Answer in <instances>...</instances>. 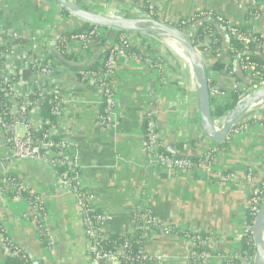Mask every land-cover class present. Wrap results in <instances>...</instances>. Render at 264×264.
Returning a JSON list of instances; mask_svg holds the SVG:
<instances>
[{
	"label": "crops",
	"instance_id": "0c3cea01",
	"mask_svg": "<svg viewBox=\"0 0 264 264\" xmlns=\"http://www.w3.org/2000/svg\"><path fill=\"white\" fill-rule=\"evenodd\" d=\"M123 1L98 3L110 7ZM252 1L153 0L159 19L164 21L212 11L236 26L248 23ZM261 5V14L250 23V29L264 38V0ZM63 15L53 0H0V33L27 40L26 45H17L7 55L3 73L14 81L22 99H27L36 85L57 89L63 96L59 131L71 140L72 153L78 157L80 186L109 219L105 232L132 234L134 213L149 208L165 225L218 236L221 243L215 248L221 254L235 252L249 214L252 186L247 180L248 170H253L256 182L264 177V126H251L249 132L233 137L226 150H219L214 171L234 175L231 182L220 183L204 170L188 172L150 164L144 122L153 109L166 150L174 143L179 154L194 157L210 145L200 129L197 81L189 63L181 64V70L169 69L170 59L163 56V66L151 70L138 57L121 59L113 78L118 113L108 129L100 121L101 96L94 82L81 81L74 69L62 64H57L50 75L33 69L35 55L50 56L52 42L78 26L72 18L59 20ZM32 46L37 48L35 53ZM17 131L24 135L26 128L19 125ZM59 173L50 164L12 157L0 125V226L5 233L0 235V264L7 260L4 237L22 249L32 264H90L82 211L74 195L60 184ZM12 179L45 200L46 226L54 242L51 253L31 219L27 198L12 195L2 184ZM190 247V241L182 236L160 229L146 233V252L165 257V264H192ZM212 264L223 263L214 258Z\"/></svg>",
	"mask_w": 264,
	"mask_h": 264
},
{
	"label": "built area",
	"instance_id": "2783aa9c",
	"mask_svg": "<svg viewBox=\"0 0 264 264\" xmlns=\"http://www.w3.org/2000/svg\"><path fill=\"white\" fill-rule=\"evenodd\" d=\"M71 1L74 3L78 2V0ZM79 1L86 2V6H88L91 11L98 12L96 9H93V6L96 5L102 10L98 13L113 17H126V15H130V17H153L159 19L153 0H124L123 2L117 3L118 5L116 6L113 3L110 7L99 6L98 0ZM261 6V0H253L250 5V10H260ZM258 17L259 16L250 17L247 20L248 23L244 26L232 25L225 18L224 19L228 23L230 35L247 48L257 39L256 35L258 34L250 29V23H254ZM62 18L68 19L72 17L63 15L59 20H62ZM190 19L192 18L181 19V21L178 20L171 23L184 31L204 56L209 73L210 95L213 106L229 104L232 101L231 97L234 92L239 93V103L249 93L264 88V78L257 73L254 74V66L252 65H246L245 63L241 64V69L244 72L243 82H240L237 77L234 76L233 72L214 71L213 66L217 61H230L228 54L225 50H215L214 43L217 41L215 34H206L204 37L199 38L197 36L198 24L190 23ZM222 19L223 17L218 18V21H222ZM77 22L79 24L76 29L82 24V22L78 20ZM176 22L178 23L176 24ZM243 27H248L245 32L240 31ZM94 35L96 37L103 36L108 38L109 45L114 48L113 55L107 62V66L110 67L109 73L104 74L102 72L99 75L90 73L85 76L87 82H94L98 86L101 96V105L104 106V108L102 107L103 111L100 121L104 127L109 129L114 124L118 113L117 92L113 85V78L120 59L131 57L129 56L130 47H137L140 50L146 51L149 49L150 55L146 57L145 60L139 59L146 67L152 70L156 68L154 63L160 64L159 60L163 57L159 55L157 50L158 47L168 43L176 45V43L171 40L150 38L139 34L118 32L109 34L102 32L100 28L96 27L91 34L85 32L81 35H72L70 40L65 41L67 52L77 55L80 61L88 60L94 51L95 41L92 39ZM117 37H119L121 44L116 43ZM19 38L18 35H5L0 33V78H3V83L0 84V92L3 94V102L0 103V110L5 108L7 111L4 117L0 114V125L10 147L12 157L50 164L60 171V184L70 194L74 195L77 206L82 211L83 230L86 238L87 251L90 257V264H136V262H139L138 264H165V257H156L146 252L144 248L146 233L151 229H160L168 234H177H175L172 226L163 224L149 208L136 210L132 219L134 232L130 235H124L133 237L136 235L139 236L140 247L138 250V257H133L131 254L132 243L128 239L121 245H115L111 248L108 247V243L111 242V235L105 232L104 227L109 219L106 214L96 208L92 197L80 186V166L78 157L72 153L73 144L71 140L63 136L59 131L58 126L65 103L63 96L57 89H45L40 85H36L35 89L41 91V97L39 99H32L31 93L27 99H22L15 90L14 81L6 77L3 73L7 55L19 45L15 44L16 39ZM32 49L34 53L37 50L36 46H32ZM152 51L154 52V56L151 55ZM48 57L49 56L44 53L40 58L36 56L32 62V66L39 68V70L36 71L41 73V75L51 74L52 69H49V65L52 64V61L49 60L48 65H43V62L47 60ZM152 57H156V60H153ZM162 66L163 65H161V67ZM192 75L194 77L193 72ZM106 77L110 78V83L104 82ZM227 81H229L230 85L226 86ZM46 96L53 97L49 100V103L56 104L55 115L57 116V125H53L40 139L37 132L40 133L45 124L42 117L41 102L46 101ZM145 118L147 119V131L144 135L145 149L150 164L188 172L204 170L220 183H227L234 180L235 177L232 174L214 171L216 156L220 150L219 146L209 142L210 145L206 152L200 155L201 163L199 165H194L188 161V159L184 158L185 156L178 157L170 154L168 155L164 152V144L157 130L158 114L154 109L148 111ZM255 118L257 117L251 116L236 126L231 131L227 142H230L234 136L241 134V130L239 129L240 126L248 121L251 123ZM224 120L225 119H223V121ZM216 121L219 122L218 120ZM258 124L259 123H253L251 125ZM19 125L26 128V133L24 135L18 133L17 128ZM251 125H248L246 129L247 132L250 131ZM55 136H59L61 139L56 141L54 139ZM247 180L252 186L248 200V210L251 215H255L256 217V214L264 202V177L259 182H256L253 170L249 169ZM2 184L6 185L9 192L15 194L14 196H23L24 193L29 196L26 198L31 208V219L38 228L40 239L44 241L51 253L53 251L54 242L50 238V233L46 226L45 217L47 207L45 200L18 182L3 180ZM189 232L192 235L182 237L188 239L191 243L189 254L191 263L193 261L194 264H212V259L215 258V261L219 260L220 263L223 264H253L252 259L241 255V241L250 233L252 234V226L250 227L246 224L238 239V244H236L235 252L227 254H221V252L217 250L221 243V239L218 236L211 233ZM1 234L2 233H0V235ZM3 240L7 258L14 257L20 260H25L27 258L24 255V251L14 245L9 238L4 237ZM196 246L202 247L204 252H197L195 250Z\"/></svg>",
	"mask_w": 264,
	"mask_h": 264
},
{
	"label": "trees",
	"instance_id": "16d2710c",
	"mask_svg": "<svg viewBox=\"0 0 264 264\" xmlns=\"http://www.w3.org/2000/svg\"><path fill=\"white\" fill-rule=\"evenodd\" d=\"M78 5H80L81 1L78 0ZM147 4V3H146ZM81 7L84 9H88L89 7L81 4ZM64 15H67L64 11H62ZM260 10H249L248 12V19L250 17H257L260 16ZM69 16V15H67ZM126 17H130V15H126ZM189 20L190 23L198 24V31L197 36L199 38L204 37L206 34H215L217 41L214 43L215 50H225L228 54V58L230 59L229 62H225L223 60L217 61L214 66L213 70L216 72H233L234 76L240 82L244 81V72L241 69V64L245 63L246 65L254 66V74H259L264 78V38L261 35H256V40L251 43L247 48L244 47L237 39L230 35L228 29V23L223 18L222 21H218V18H222L218 14L212 11H201L195 13ZM181 21V20H179ZM178 22H176L177 24ZM248 27H243L240 31L245 32ZM96 27L88 25V24H81L80 27L77 29L61 33L59 37L56 38L51 44L52 46L49 47L50 56L47 60L43 62V65H48L49 60H53L54 63L50 64L49 69H54L57 64L65 65L66 67L74 69L78 77L81 81L87 83V79L85 76L87 74H97L100 73L107 74L110 71V67L107 66V62L109 58L113 55L114 48L111 47L108 43V38L106 37H96L95 35L92 36V39L95 41L94 51L92 56L86 61H80V59L75 54H71L67 52V45L65 41L70 40L72 35H81L85 32L91 34ZM105 33L111 34L113 31L104 29ZM25 38L16 39L15 44L19 45H26ZM116 43L121 44L119 37L116 38ZM150 55V50H140L137 47H130L129 48V56H135L142 60H145L146 57ZM36 57V55H35ZM160 64L154 63V66L158 67L162 65L161 59L159 60ZM34 70H39L36 66L33 67ZM104 82L110 83L111 80L109 77H106ZM3 83V78H0V84ZM41 97V91L35 89L32 94V99H39ZM53 97L46 96V101L41 102V110H42V117L45 121L43 126V130L38 133L39 138L41 139L43 135L54 125H57V116L55 115L56 104L49 103V100ZM232 101L227 105H220V106H213L212 107V116L215 120H223L227 116L228 112L231 111L239 101V93L234 92L231 97ZM3 102V94L0 92V103ZM104 108V106H102ZM101 109V114L103 111ZM7 113L5 108L0 110V114L4 117ZM144 133L147 131V119L145 118L144 122ZM54 139L59 141L61 137L55 136ZM229 142L224 143L223 145L219 146V149L226 150L228 148ZM164 152L169 155V152L164 147ZM171 155V154H170ZM184 158L188 159L192 164L199 165L201 163V156H194V157H187ZM11 182H16L15 180H10ZM15 195V194H12ZM24 197H29L27 194H23ZM247 216V225L253 226V222L255 220V215H251L248 212ZM174 228L175 234L179 236H190L192 235L189 231L178 229L174 225H170ZM0 233L5 236L4 230L0 226ZM126 239L130 240L132 243V250L131 254L133 257H138V250L140 247V238L139 236H117L111 235V242L108 243V247H113L115 245H121ZM254 245L253 236L250 233L248 236L244 237L241 241V255L243 257H248V251ZM195 250L199 253L204 252L202 247L196 246ZM24 255L27 257L25 260H20L19 258L9 257L5 261L4 264H30L31 260L29 256L24 252ZM139 262H136L138 264ZM151 264V263H150ZM192 264L193 261H192Z\"/></svg>",
	"mask_w": 264,
	"mask_h": 264
},
{
	"label": "water",
	"instance_id": "95a60500",
	"mask_svg": "<svg viewBox=\"0 0 264 264\" xmlns=\"http://www.w3.org/2000/svg\"><path fill=\"white\" fill-rule=\"evenodd\" d=\"M67 15L97 28L118 33L144 35L150 38L171 40L183 51L197 81L199 104V125L208 142L221 146L228 141L231 131L259 112L264 105V88L249 93L241 102L228 112L222 126L212 116V100L207 64L204 56L194 42L179 27L168 21L153 17H113L84 9L71 0H53ZM167 151L181 157L170 143ZM254 245L248 251L253 264H264V202L262 203L252 226Z\"/></svg>",
	"mask_w": 264,
	"mask_h": 264
},
{
	"label": "rangeland",
	"instance_id": "374dc122",
	"mask_svg": "<svg viewBox=\"0 0 264 264\" xmlns=\"http://www.w3.org/2000/svg\"><path fill=\"white\" fill-rule=\"evenodd\" d=\"M80 5H81V3H80ZM93 9H96L98 12L102 11L101 8L97 7L96 5L93 6ZM100 30L102 32H104L103 28H100ZM174 46H176V45H172V44L168 43L166 45H162V46L158 47L157 50H158L159 55L164 56L166 59H170V60H167L169 69H175V68L178 69L179 68L181 70L180 65L181 64L186 65L188 62H187L186 56L184 55L185 56V58H184L177 51L176 47L174 48ZM151 55L154 56V52L153 51L151 52ZM155 58L152 57L153 60H156ZM121 59H124V58H121ZM172 59L175 60V63L171 61ZM253 116H256L257 118L253 119L251 123H250V121H248V122L244 123L242 126H240L239 129L241 130V134L247 133L246 129L248 128V125H251L253 123H255V124L259 123L257 125L259 127H262V125L264 126V105L261 107L259 112L255 113ZM218 123H219L220 126H222L224 121L221 120ZM251 126H253V125H251Z\"/></svg>",
	"mask_w": 264,
	"mask_h": 264
},
{
	"label": "bare ground",
	"instance_id": "6f19581e",
	"mask_svg": "<svg viewBox=\"0 0 264 264\" xmlns=\"http://www.w3.org/2000/svg\"><path fill=\"white\" fill-rule=\"evenodd\" d=\"M175 47H176L177 51H178L183 57H185L183 51L181 50V48H179V47L177 46V44H176V46H174V48H175ZM117 104H118V103H117Z\"/></svg>",
	"mask_w": 264,
	"mask_h": 264
}]
</instances>
